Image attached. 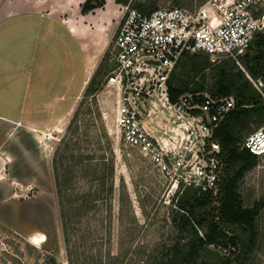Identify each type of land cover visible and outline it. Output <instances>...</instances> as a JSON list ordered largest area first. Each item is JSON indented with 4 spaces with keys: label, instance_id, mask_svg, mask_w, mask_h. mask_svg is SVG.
<instances>
[{
    "label": "rangeland",
    "instance_id": "rangeland-1",
    "mask_svg": "<svg viewBox=\"0 0 264 264\" xmlns=\"http://www.w3.org/2000/svg\"><path fill=\"white\" fill-rule=\"evenodd\" d=\"M85 1L0 0V21L19 11L25 16L48 13L58 20L55 37L48 39L43 33L35 50L25 42L35 57L27 65L38 96H54L60 88L64 92L56 83L64 77L72 82V88L67 84L66 101L33 102L34 98H23V84L16 83V92L10 93L11 85L4 81L0 112L22 120L14 123L0 117V264H167L173 245L190 236L180 226L181 212L173 202L177 196L152 163L121 139L115 124L116 95L105 83L114 67V39L126 5L142 3L146 9L180 5L193 10L205 0H104L103 5L83 12ZM36 16L19 18L32 24ZM48 21L43 18L40 23L44 27ZM59 21L70 25L74 34L79 28L89 32L71 35ZM60 32L65 35L61 46ZM64 52L69 55L66 61ZM87 55L90 78L82 87ZM222 62L214 61V66ZM230 69L243 72L252 93L260 92L258 87L263 91L264 70L258 65V74L243 60L231 62ZM206 78L210 88L214 67L207 68ZM93 79L98 89L91 92ZM26 103L34 104V115L21 117ZM32 118L34 124L27 121ZM259 127L252 121L242 137ZM43 130H54L56 139L46 145L39 142ZM240 191L245 205L264 200V158L247 172ZM213 199L207 210L217 213L220 193ZM257 225L256 246L244 264H264V208ZM224 228L237 235L241 244L249 238V232L238 226ZM37 233L46 239L42 244L31 241ZM210 249L235 262L240 252L214 245Z\"/></svg>",
    "mask_w": 264,
    "mask_h": 264
},
{
    "label": "built area",
    "instance_id": "built-area-1",
    "mask_svg": "<svg viewBox=\"0 0 264 264\" xmlns=\"http://www.w3.org/2000/svg\"><path fill=\"white\" fill-rule=\"evenodd\" d=\"M259 33L264 0H205L193 10L173 5L148 12L125 6L105 87L116 95L121 139L152 163L174 196L220 191L225 163L216 132L236 107L234 95L204 91L172 99L169 80L177 63L185 52H203L212 61L241 64ZM55 139L54 130L39 135L44 145ZM239 144L264 158V124Z\"/></svg>",
    "mask_w": 264,
    "mask_h": 264
},
{
    "label": "trees",
    "instance_id": "trees-1",
    "mask_svg": "<svg viewBox=\"0 0 264 264\" xmlns=\"http://www.w3.org/2000/svg\"><path fill=\"white\" fill-rule=\"evenodd\" d=\"M103 4L104 0H86L82 11L87 12ZM137 8L146 12L155 9H146L142 3ZM199 53L185 52L177 63L169 80L172 99L175 100L188 91H204L212 96L234 95L236 107L229 112L216 132L223 148L225 163L218 211L214 213L207 210L214 201L213 193L197 195L194 191L187 190L173 198L181 212V229L189 232L190 236L184 243L173 245L167 264H244L250 259L256 246L257 218L264 208V200L258 199L251 206L244 203L240 191L241 182L247 172L258 165L260 159L249 150L241 148L239 143L244 139L242 131L252 121L258 127L264 124V97L260 92L252 93L251 84L243 79L241 70L233 72L230 69V63L235 64V61L226 59L220 65L214 66L209 54ZM242 60L253 74L259 73L255 69L257 65L260 71L264 70V33L256 36ZM211 67L215 68V79L209 88L206 83V70ZM97 85L94 79L91 80L90 91H96ZM63 156L64 154L61 155L62 158ZM224 226H238L249 232V238L241 244L239 237L230 234ZM211 245L229 250L233 248V254L240 250L238 256L236 255L237 262L230 257H222L217 251L210 249Z\"/></svg>",
    "mask_w": 264,
    "mask_h": 264
},
{
    "label": "crops",
    "instance_id": "crops-1",
    "mask_svg": "<svg viewBox=\"0 0 264 264\" xmlns=\"http://www.w3.org/2000/svg\"><path fill=\"white\" fill-rule=\"evenodd\" d=\"M33 14L34 13L29 12V15L25 16L23 11L22 12L19 11L15 14H11L3 18L0 21V100H4V91L6 89L5 87L6 83H4V81L6 80L9 83V86L11 85L9 89H11L12 91L10 93L16 92L13 89L16 83L20 82L21 84V85L19 84L20 86H22L23 84L24 88L22 87L20 90L23 89V93H24L23 98L25 97L24 99L29 98V100L31 101L32 98H34L33 102H36V101L38 102L41 100L46 101V100L60 98V100L66 101L67 84H69L70 85L69 87L72 88L71 77L70 79L64 77V79L57 81L56 83L59 86V88L63 86L65 91L62 92V89L60 88L58 94H55L54 96H50V97L49 96H45V98L39 97L38 96L39 91L38 89H36V86L35 88L34 86H31V81H32L31 76L33 72L31 71L32 69L30 68V66L27 65V63H28V59H32V58L35 59V57H32L33 50L29 51V49L25 47V42H28L29 47L34 48L35 50L38 47V44H40L43 41L42 39L43 33L45 37H47L48 39H51V37L54 36L55 22L58 21L56 17H52L50 14L48 13L45 14L43 12H40L39 14H34L35 16L37 15L36 17L38 19H37V22H34L32 24H26L24 20L22 23V19L19 18V16L21 17L23 16L25 18L29 16L30 18V16H34ZM36 17L34 19H36ZM39 18H41V20L43 18H46L49 21L48 23H45L43 27L42 24L44 22L40 23L41 20ZM59 22L61 23V26L69 29L68 31L70 32L71 35H79V34L85 35L87 34L86 32H89L86 28H79L78 31L74 34L72 28H70V25H68L65 21H59ZM42 27L45 29H43ZM26 32L30 33L29 38L24 37ZM60 33H61L60 34L61 37L59 38L60 39L59 42L60 41L62 42V44H60L61 46V45H64L65 43V41L62 39V36L63 38H65V35L63 34V32H60ZM63 48L65 49L64 46ZM64 53H65L64 60L66 61L69 55L67 56L66 52ZM88 55L86 58V62H87L86 70H85L84 77L82 79V84H81L82 87L86 86L90 78L89 77V65H90L89 60L90 59ZM29 71H31V73ZM18 73L20 75L19 78L17 77ZM37 88H39V86ZM30 89L32 90L30 91ZM69 90L72 91L71 89ZM62 97L64 99H61ZM70 97L72 99V96ZM33 106L31 103L29 104L26 103V105L22 108L20 112L21 117L23 115H30V114L31 116H33L34 115L32 112L34 111L32 109ZM71 109H72V104L69 106V110ZM0 117L3 120H8L14 123L22 120L21 118H18V119L9 118L6 115H4V113L2 112H0ZM27 121H29L30 124H34L33 118Z\"/></svg>",
    "mask_w": 264,
    "mask_h": 264
},
{
    "label": "bare ground",
    "instance_id": "bare-ground-1",
    "mask_svg": "<svg viewBox=\"0 0 264 264\" xmlns=\"http://www.w3.org/2000/svg\"><path fill=\"white\" fill-rule=\"evenodd\" d=\"M46 239L44 238V235L42 234V233H40V234H33L32 236H31V241L33 242V243H41V242H43V241H45ZM42 244V243H41Z\"/></svg>",
    "mask_w": 264,
    "mask_h": 264
}]
</instances>
